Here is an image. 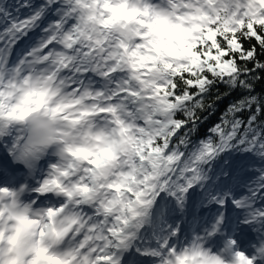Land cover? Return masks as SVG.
<instances>
[{"label": "clouds", "instance_id": "1", "mask_svg": "<svg viewBox=\"0 0 264 264\" xmlns=\"http://www.w3.org/2000/svg\"><path fill=\"white\" fill-rule=\"evenodd\" d=\"M204 7L201 0H71L69 12L91 37L84 42L97 49L81 59L119 58L129 70L180 63L200 23L197 8ZM138 140L127 98L114 90L81 88L51 68L6 72L0 143L35 183L0 185V264H120L139 238L135 225L152 194L150 173L137 160ZM225 224L222 212L190 237L174 229L151 249L154 264H241L238 240L212 243L226 236ZM251 249L253 264H264V238Z\"/></svg>", "mask_w": 264, "mask_h": 264}, {"label": "snow or ice", "instance_id": "2", "mask_svg": "<svg viewBox=\"0 0 264 264\" xmlns=\"http://www.w3.org/2000/svg\"><path fill=\"white\" fill-rule=\"evenodd\" d=\"M201 2L206 7L197 8L200 23L191 30L195 35L190 31L180 63L140 69L133 64L125 70L119 58L90 63L81 59L97 49L84 42L91 37H85L71 17V0L11 4L0 0V78L6 72L18 75L22 70L49 72L51 68L63 71L81 88L108 87L116 97L127 98L139 132L137 160L141 170L148 169L152 189L135 225L137 251L143 247V255L155 256L151 249L163 246L174 229L180 234L167 224L166 212L158 203L160 194L167 192L182 207L183 198L196 185L207 188L209 203L234 205L264 238V167L252 169L256 175L251 183L233 175L226 187L216 185L218 176L212 167L233 154L264 162V95L255 94V82L264 73V0ZM236 91L243 94L231 100L204 137L194 139L203 114H214ZM114 243L119 256L120 241ZM251 252L249 244L237 253L241 264H253Z\"/></svg>", "mask_w": 264, "mask_h": 264}, {"label": "trees", "instance_id": "3", "mask_svg": "<svg viewBox=\"0 0 264 264\" xmlns=\"http://www.w3.org/2000/svg\"><path fill=\"white\" fill-rule=\"evenodd\" d=\"M261 79L255 82V94L256 95H264V73H261ZM221 91H224L223 86H221ZM243 93L240 91H236L234 93H232L231 96H229L228 98L224 99L218 106L217 108L214 110V114H209V113H205L203 114L205 119H202L200 122V128L198 133H196L194 135V139H199L204 137L207 132L209 127H211L213 124L217 123L219 120V117L221 116L222 112L225 110V108L227 107V105L231 102V100H234L236 98H238L239 96H241ZM233 157L237 156L239 159H242L244 156L240 155V154H233ZM247 158L248 165H253V166H259L260 164L264 165V162L260 161L257 158ZM226 158L221 159L222 161H224ZM229 164L226 165L224 164H220V170L224 171L226 168H228Z\"/></svg>", "mask_w": 264, "mask_h": 264}, {"label": "bare ground", "instance_id": "4", "mask_svg": "<svg viewBox=\"0 0 264 264\" xmlns=\"http://www.w3.org/2000/svg\"><path fill=\"white\" fill-rule=\"evenodd\" d=\"M205 208V213L207 214L209 211H211V210H213V207H212V205H210V204H204L203 205V207H202V211H203V209ZM198 215V217H201L202 216V214H197ZM177 216H178V213H176V212H174L173 214H170V215H168L167 216V220L169 221V222H172L173 220H176V218H177Z\"/></svg>", "mask_w": 264, "mask_h": 264}, {"label": "rangeland", "instance_id": "5", "mask_svg": "<svg viewBox=\"0 0 264 264\" xmlns=\"http://www.w3.org/2000/svg\"><path fill=\"white\" fill-rule=\"evenodd\" d=\"M241 181H242V179H240ZM244 182V181H243ZM245 182L246 183H249V181L248 180H245ZM197 186V185H196ZM196 186H194L193 188H191L190 190H189V192L185 195V197L187 198V200L190 202V199H191V197H194L195 196V190H197V188L195 189V187ZM189 202H188V204H189ZM187 204V205H188ZM186 210V209H185Z\"/></svg>", "mask_w": 264, "mask_h": 264}]
</instances>
